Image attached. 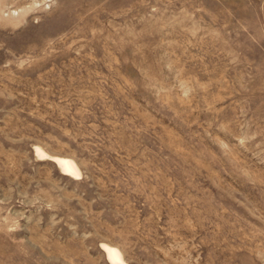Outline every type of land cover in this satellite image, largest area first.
Segmentation results:
<instances>
[{
  "label": "rangeland",
  "instance_id": "obj_1",
  "mask_svg": "<svg viewBox=\"0 0 264 264\" xmlns=\"http://www.w3.org/2000/svg\"><path fill=\"white\" fill-rule=\"evenodd\" d=\"M103 243L264 264V0H0V264Z\"/></svg>",
  "mask_w": 264,
  "mask_h": 264
},
{
  "label": "bare ground",
  "instance_id": "obj_2",
  "mask_svg": "<svg viewBox=\"0 0 264 264\" xmlns=\"http://www.w3.org/2000/svg\"><path fill=\"white\" fill-rule=\"evenodd\" d=\"M38 151L40 153H43L41 149H39ZM52 159L61 168L63 173L72 176L81 174V170L74 159L64 156H54ZM102 249L107 254L108 260L111 264H122L124 262L123 254L117 247L111 246L107 243H103Z\"/></svg>",
  "mask_w": 264,
  "mask_h": 264
}]
</instances>
